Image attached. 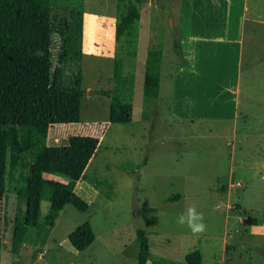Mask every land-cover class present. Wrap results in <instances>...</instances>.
<instances>
[{
  "label": "rangeland",
  "instance_id": "1",
  "mask_svg": "<svg viewBox=\"0 0 264 264\" xmlns=\"http://www.w3.org/2000/svg\"><path fill=\"white\" fill-rule=\"evenodd\" d=\"M54 1L65 6L83 5L80 64L86 93L81 121L52 125L46 143H66L77 134L98 135L100 142L83 178L73 182L58 174L46 177L71 184L89 207L83 211L66 202L56 210L54 224L49 226L45 219L51 203L45 196L41 224L30 226L25 240L15 248L14 220L26 207L17 190L34 157V150L23 151L7 182L0 222V264H136L139 228L147 236L149 264H189L185 256L196 249L202 254L201 264H264V0H248L239 110L249 119H240L236 126L217 121L175 122L171 100L166 97L161 114L152 112L155 98L143 92L148 48L141 38L138 54L132 56L128 54V38L116 40L118 0ZM184 1L190 9L191 0ZM216 2L208 8L207 20L221 19L222 2ZM180 3L147 0L138 32L140 26L147 31L149 24L167 23V48L172 52L174 33L169 21H176V4ZM198 15L196 18L202 19ZM116 57L122 59L124 76L135 74L130 123L109 121L111 98L100 92L115 87ZM162 91L166 93V84ZM180 110L198 112L185 104ZM44 191L49 196L48 186ZM175 194L180 198L169 201ZM192 206L203 214V232L193 233L176 222L178 214ZM85 221L91 222L96 238L86 250H78L69 234ZM44 237L45 244L38 245ZM226 258L229 263H225Z\"/></svg>",
  "mask_w": 264,
  "mask_h": 264
},
{
  "label": "trees",
  "instance_id": "2",
  "mask_svg": "<svg viewBox=\"0 0 264 264\" xmlns=\"http://www.w3.org/2000/svg\"><path fill=\"white\" fill-rule=\"evenodd\" d=\"M147 0H118L115 38H128L129 55H137L138 24L142 6ZM83 5H58L54 0H0V222L3 218L7 182L19 166L21 153L34 150L29 174L22 176L17 195L25 201L23 214L14 220L13 246L25 240L30 226L41 224V202L48 197L51 206L46 225L54 224L56 210L70 202L87 210L88 202L72 185L46 174H58L78 181L85 173L99 146V136L71 135L66 143L47 144L49 128L55 124L81 121L83 86ZM178 53V43L174 40ZM162 51L151 48L150 65L145 73L143 92L159 96ZM122 59L114 61L112 90H100L111 98L109 121L130 123L133 120V87L135 74L124 76ZM152 128L151 130H153ZM49 187V196L45 187ZM169 197V201L180 198ZM251 222L256 223V219ZM139 251L136 264H149L150 248L146 233L137 230ZM96 235L90 221L78 225L69 234L71 244L86 250ZM46 237L39 239L44 245ZM189 264H201L196 249L185 256Z\"/></svg>",
  "mask_w": 264,
  "mask_h": 264
},
{
  "label": "crops",
  "instance_id": "3",
  "mask_svg": "<svg viewBox=\"0 0 264 264\" xmlns=\"http://www.w3.org/2000/svg\"><path fill=\"white\" fill-rule=\"evenodd\" d=\"M182 2L185 3L181 0L180 5L176 4V21H169L171 32L174 33L172 44L174 46L176 40L178 53L175 50L170 52L167 48L170 32L167 23L159 21L154 25L149 24L147 31L143 26V31L139 27L138 46L141 38H144L148 50L156 48L162 51L159 96L151 97L155 100L150 108L156 116L160 115L166 97L171 100L175 122L217 121L236 126L240 119H249L239 110V83L245 54L246 25L250 15L248 0H221L222 14L219 20L206 19L208 8L216 0H191L190 9L187 3L183 5ZM197 15L202 19H197ZM149 67L146 58V71ZM164 84L167 86L165 94L162 91ZM189 92L205 96H192ZM182 104L198 109V112L181 111ZM234 131L237 128L230 132L233 134ZM229 262L230 259L226 258L225 263Z\"/></svg>",
  "mask_w": 264,
  "mask_h": 264
},
{
  "label": "clouds",
  "instance_id": "4",
  "mask_svg": "<svg viewBox=\"0 0 264 264\" xmlns=\"http://www.w3.org/2000/svg\"><path fill=\"white\" fill-rule=\"evenodd\" d=\"M176 222L179 225H186L193 233L203 232L206 228L203 214L198 212L194 206L188 207L186 211L178 214Z\"/></svg>",
  "mask_w": 264,
  "mask_h": 264
}]
</instances>
